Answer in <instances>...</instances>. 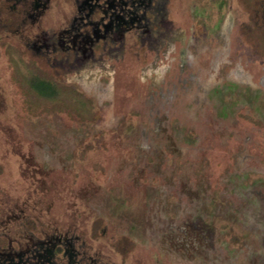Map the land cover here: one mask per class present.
Instances as JSON below:
<instances>
[{
    "label": "rangeland",
    "instance_id": "obj_1",
    "mask_svg": "<svg viewBox=\"0 0 264 264\" xmlns=\"http://www.w3.org/2000/svg\"><path fill=\"white\" fill-rule=\"evenodd\" d=\"M32 1L0 0V252L264 264V0H169L84 46L75 0Z\"/></svg>",
    "mask_w": 264,
    "mask_h": 264
},
{
    "label": "trees",
    "instance_id": "obj_2",
    "mask_svg": "<svg viewBox=\"0 0 264 264\" xmlns=\"http://www.w3.org/2000/svg\"><path fill=\"white\" fill-rule=\"evenodd\" d=\"M49 0H33L35 10L46 8ZM169 0H75L77 16L73 19L69 41L77 46L96 40L119 38L133 29L150 28V15L165 17ZM101 17L94 19L97 13ZM92 26L91 31H82ZM69 32V31H68ZM68 37V36H67ZM77 48V47H76ZM79 48V47H78ZM0 264H84L73 238L51 237L32 243L28 252H0Z\"/></svg>",
    "mask_w": 264,
    "mask_h": 264
}]
</instances>
